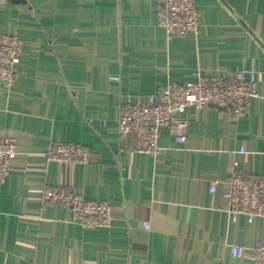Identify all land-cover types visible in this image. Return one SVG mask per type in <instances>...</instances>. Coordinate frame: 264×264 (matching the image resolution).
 Listing matches in <instances>:
<instances>
[{"label": "crops", "instance_id": "crops-1", "mask_svg": "<svg viewBox=\"0 0 264 264\" xmlns=\"http://www.w3.org/2000/svg\"><path fill=\"white\" fill-rule=\"evenodd\" d=\"M195 3L198 34L169 40L157 0H0V35L24 43L14 87L0 84V140L18 147L0 186V264H252L264 218L233 221L209 186L233 167L264 176V0ZM234 71L257 74L244 118L191 108L178 116L186 145L163 131L158 155L118 135L125 101ZM52 141L84 146L89 161L47 162ZM44 187L108 202L112 227L86 231L42 207Z\"/></svg>", "mask_w": 264, "mask_h": 264}, {"label": "built area", "instance_id": "built-area-1", "mask_svg": "<svg viewBox=\"0 0 264 264\" xmlns=\"http://www.w3.org/2000/svg\"><path fill=\"white\" fill-rule=\"evenodd\" d=\"M157 24L165 30L169 40L174 37L197 35L198 13L195 0H157ZM24 43L11 35H0V84L12 89L16 82L17 65L23 55ZM197 81L172 82L146 101L131 99L120 109L118 135L132 137L131 151L139 154L158 155L160 135L168 131L177 144L186 145L191 108L228 112L234 119L244 118L253 99L260 98L255 71H234L227 77L205 78L198 75ZM120 81V78H112ZM244 153V149L241 151ZM18 155L15 139L0 140V186L10 174L11 162ZM47 162L67 165H83L89 161L87 149L79 144L50 142L45 154ZM210 194L220 197L225 203L224 211L233 221L239 216L249 223L264 218V176H246L235 167L231 176L224 181H211ZM42 207L61 206L72 213V222L86 231L109 229L113 225V207L105 201L86 199L69 187H44ZM149 229L148 223L144 225ZM230 256L240 259L245 248L230 245ZM252 264H264V242L252 249Z\"/></svg>", "mask_w": 264, "mask_h": 264}]
</instances>
